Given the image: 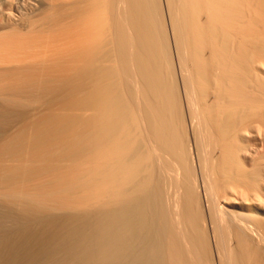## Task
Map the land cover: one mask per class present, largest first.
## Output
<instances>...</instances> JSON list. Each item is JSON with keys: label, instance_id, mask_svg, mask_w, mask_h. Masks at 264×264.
Segmentation results:
<instances>
[{"label": "bare ground", "instance_id": "obj_1", "mask_svg": "<svg viewBox=\"0 0 264 264\" xmlns=\"http://www.w3.org/2000/svg\"><path fill=\"white\" fill-rule=\"evenodd\" d=\"M0 264H264V0H0Z\"/></svg>", "mask_w": 264, "mask_h": 264}]
</instances>
